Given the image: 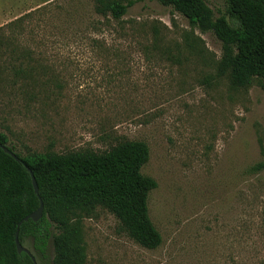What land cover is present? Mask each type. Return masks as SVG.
I'll return each mask as SVG.
<instances>
[{
    "label": "rangeland",
    "instance_id": "1",
    "mask_svg": "<svg viewBox=\"0 0 264 264\" xmlns=\"http://www.w3.org/2000/svg\"><path fill=\"white\" fill-rule=\"evenodd\" d=\"M123 1L117 21L92 0H0V133L22 156L149 147L161 246L98 208L81 219L86 264H264V169L249 172L264 163V79L233 87L213 33L158 0Z\"/></svg>",
    "mask_w": 264,
    "mask_h": 264
},
{
    "label": "trees",
    "instance_id": "2",
    "mask_svg": "<svg viewBox=\"0 0 264 264\" xmlns=\"http://www.w3.org/2000/svg\"><path fill=\"white\" fill-rule=\"evenodd\" d=\"M92 1L98 15L117 21L134 4L123 0ZM158 1L173 7L192 27L213 33L222 43L219 76H228L233 87L247 88L255 80L264 79V0H225L226 14L218 18L204 0ZM9 143L8 137L0 133V145L21 159L17 162L0 149V264H34L26 253L18 252L15 239L19 223L41 202L42 218L24 222L19 228V241L22 245L25 240L32 241L37 263L49 259L52 243L55 264H86L81 219L98 208L112 213L141 247L155 250L161 246L162 236L148 208L149 196L158 185L142 173L150 159L146 143L120 142L103 153L46 152L25 156ZM263 169L261 162L249 172L257 174Z\"/></svg>",
    "mask_w": 264,
    "mask_h": 264
},
{
    "label": "water",
    "instance_id": "3",
    "mask_svg": "<svg viewBox=\"0 0 264 264\" xmlns=\"http://www.w3.org/2000/svg\"><path fill=\"white\" fill-rule=\"evenodd\" d=\"M0 149H2L6 154L10 155L13 159H15L17 162H21V159L19 157H17V155L15 153H13L12 151H10L7 147L0 145ZM30 171V169H28ZM31 172V171H30ZM31 177H32V182H33V186L35 189V193L37 195H39V188L38 185L36 183L35 177L33 176V174L31 173ZM43 212H44V204L43 202L40 203L39 208L32 213L31 215L27 216L26 218H24L18 226V231L16 234V246L18 249L19 253H26L34 262V264H38L37 260L35 258V256L31 253V251H29L24 245L21 244V242L19 241V228L22 225V223L24 222H28L29 220H33L34 222H38L42 216H43Z\"/></svg>",
    "mask_w": 264,
    "mask_h": 264
}]
</instances>
